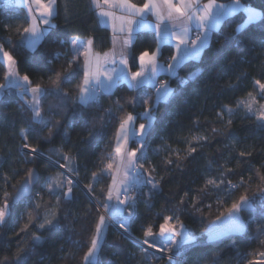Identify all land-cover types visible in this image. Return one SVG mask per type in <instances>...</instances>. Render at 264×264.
I'll use <instances>...</instances> for the list:
<instances>
[{"label": "trees", "instance_id": "16d2710c", "mask_svg": "<svg viewBox=\"0 0 264 264\" xmlns=\"http://www.w3.org/2000/svg\"><path fill=\"white\" fill-rule=\"evenodd\" d=\"M132 2L142 5L144 0ZM249 5L264 10L262 0H251ZM245 17L243 11L226 17L210 33V46L201 56L186 61L177 69L175 77L168 76L166 79L178 95L170 102L162 100L154 107L153 129L146 137V152L151 163H145V168L155 166L156 179L164 177L160 184L161 190L153 192L150 197L147 195L148 187L138 192L136 217L130 226V237L119 235L118 228L114 225L107 227L98 253L100 264H167L166 256L165 259L146 258L132 237L141 242L145 227L153 224V231L156 233L163 223V217L173 213L179 216L177 223L182 222L197 237L193 245L184 247L180 255L182 259H177L179 264H249L261 257L259 253H264V244L261 243L264 232L258 231L259 228H264V207L259 198L253 201L252 209L241 212L247 224L245 234L225 233L220 239L211 242H208L205 234V229L212 221L222 213L227 214V209L234 200L241 195L251 197L259 187H264V183L256 176L257 169L264 174V128L258 127L254 114L238 111L237 108L238 101L246 99L248 93H256L257 80L264 83V18L241 28ZM28 23L23 7H13L11 4L0 7V46L17 61L15 66L18 74L28 75L32 86L40 84L41 87L52 90L54 85L49 77L54 78L56 72L68 75L63 70L67 68L65 57H72L70 44L67 43L72 37H92L93 47L99 52L111 46V31L98 22L91 0H58V16L52 21L56 27L49 30L35 51H29L21 43V36L17 32L19 27L22 33ZM5 25L9 27L5 29ZM237 29L240 30L237 32ZM233 35L238 37L239 46L235 41L226 44L225 38ZM192 38L195 39L193 35ZM61 40L65 43L61 44ZM134 45V56L145 49L153 51L156 47L154 33H137ZM173 52L171 44H163L159 58L168 62ZM83 66V60L79 56V65L70 70L72 75L60 85V95H47L41 101L49 123L61 120V125L50 143L39 141L40 150L47 158L51 156L52 161L57 160V156L50 149H59L62 154L71 156L75 168L71 175L73 180L79 181V186L73 188V198L62 201L59 206L56 205L55 196L44 193L42 184L45 177L63 170L45 158L34 163H24L25 158L21 155L23 141L19 132L21 128L28 126L32 117L27 100L16 88H5L0 94V182L4 174L11 175L16 170L19 174L9 181L7 189L10 194H14L11 185L26 175L27 169L35 167L40 174V182L33 188L31 197L15 205L9 222L0 227V264H15L17 252L26 255L22 264H84L83 256L90 244L92 229L98 216L95 203H89L85 186L92 180L93 172L99 174V170L111 162L119 119L129 112L139 117L144 112L145 105L138 103L133 110L129 101L137 97L139 91L130 89L126 83L118 84L110 94L100 93L98 103L89 106L74 103V97L78 95L77 86L83 79ZM137 66L131 70H135ZM196 70L200 73L196 79L189 80L183 86L179 84V78H187L189 73ZM5 72L6 67L0 59V84L5 80ZM149 89L145 91L148 92ZM64 92L70 93V96L66 104L61 106ZM148 96L155 99L154 93ZM117 101L122 112L117 110ZM225 105L233 108L235 114L229 117L224 112L222 118H218L216 114ZM49 109L51 115L48 114ZM108 110H111L112 116L106 115ZM102 116L104 119H101ZM229 119L233 121L230 126L227 124ZM141 123L146 121L140 118L135 120L136 127ZM213 128L219 131L213 133ZM46 134L45 129L42 135ZM193 136H206L207 139L197 144ZM29 143L36 146L38 140L33 135ZM129 145L134 149L139 147L135 141ZM190 146H196L197 151L183 159ZM171 150L179 151L180 167L175 164L166 166L163 163L168 158L174 161L177 159ZM241 151L251 152L252 155L242 158L239 156ZM59 163L63 164L65 161L61 159ZM228 169H232V172H228ZM221 172L225 173L221 188L200 193L197 196V208H193L191 201L197 195V190L204 185L206 179L221 178ZM241 177L243 185H240ZM110 180V176L101 175L95 183L94 191L100 199H103ZM228 181L238 187H227ZM2 188L0 183V203ZM36 192H41L42 196L37 198ZM185 192L189 193L188 202L181 208L179 200ZM38 199L41 200V207L33 215L38 214L41 219L34 220L27 232L15 235L27 223L24 214L31 210L32 202ZM88 209L91 212L85 216ZM46 212L58 214L61 225L59 229L41 230L36 226L42 222ZM157 213L160 215L157 216ZM34 235L41 237V243L35 246L32 241ZM154 251L149 250L150 253L159 255Z\"/></svg>", "mask_w": 264, "mask_h": 264}, {"label": "snow or ice", "instance_id": "6c2138e0", "mask_svg": "<svg viewBox=\"0 0 264 264\" xmlns=\"http://www.w3.org/2000/svg\"><path fill=\"white\" fill-rule=\"evenodd\" d=\"M28 9V18L31 23L28 27L23 28L20 33L19 27L17 32L21 36V43L29 50L35 51L39 42L49 33L50 29L56 27L52 21L58 16V0H20ZM93 7L100 9L97 16L100 23H104V18L111 23L113 30L112 49L104 52L101 56L96 53L94 58L90 55L94 46V40L89 37L86 42L79 37H72L67 43L70 44V51L72 52L71 59L67 56V68L63 70L68 73L65 76L62 72L54 73V78L49 77V81L54 85V89L49 90L41 87L40 84L31 86V81L28 75H24L22 81L18 79V74L15 69L17 61L0 46V53L3 55L4 66L8 69L5 75V84L0 85V91H3L9 86H14L18 89L21 95L30 93L31 100L26 102L27 106L32 112L31 121L26 128H21L19 135L23 141L21 145V155L24 156V163H34L40 158H43L45 153L40 150L39 141L50 143L59 131L61 120H55L54 123H49L45 118V113L41 106L42 99L51 94L60 95V85L68 81L72 75V70L79 65V56H84L83 79L78 87V95L74 97L73 102L80 105L89 106L99 102L101 92L111 93L112 90L121 83H126L128 87L134 91H139L144 85H151L156 87V77L162 72H166L170 77L177 75V69L186 61L198 59L201 53L210 46V33L213 32L222 21L229 16H232L237 11H243L246 15L241 28L260 21L264 18V10H258L255 6H245L241 0H232L231 4H217L216 0H209V2L201 8L197 0H144L142 6L133 3L132 0H103V4L107 5L109 10H103V6L99 0H91ZM33 5H39L36 10L38 15L33 14ZM119 12L120 14H117ZM151 14L155 17L156 23H147L145 16ZM27 22V19L26 21ZM195 24L199 30V35L195 39L190 37V26ZM40 25L45 27L41 28ZM9 26L5 25V29ZM240 29H237V32ZM142 31H149L155 33L156 49L149 51L145 49L141 51L138 56H134L132 49L135 46L134 40L136 34ZM126 33V34H125ZM175 40L173 47L175 53L169 58L167 67L159 62V55L161 46L163 44H170ZM236 42L239 46V39L236 35L226 37V44ZM61 44L65 41L61 40ZM87 45L84 52L81 53V48ZM51 63V61H49ZM138 63V70L131 71L132 67H136ZM199 70L189 73L187 78H179L181 86L186 85L189 80H194L199 76ZM103 77V79H101ZM262 93H264V83L259 80L255 82ZM178 95V92L172 89L167 83H162L156 87L155 99L143 93L134 97L129 103L133 110L138 103L145 105L144 112L139 114V117L134 116L131 112L122 116L119 119V126L115 133L116 144L114 148V155L110 156L111 162L97 172L92 173V180L85 186L88 194L89 203H95L96 213L98 214L94 228L92 229V236L87 251L84 253V264H100L98 253L101 246V241L104 237L105 230L111 225H118V234L128 238L131 236L130 226L136 217V196L138 192L148 187L147 195L150 197L153 192L160 191V184L164 180L163 176L156 179L157 169L155 166L145 168V163H151L148 160L146 152L148 141L147 136L150 135L153 129L155 116L153 115L154 107L160 101L170 102L172 98ZM70 93L64 92L61 96V106L66 104ZM249 100H240L237 103V108L244 106L247 113H254L253 105L256 102V97L252 93H248ZM264 98V96H262ZM151 101V103H150ZM117 110L123 111L122 107L117 101ZM226 112L229 117L235 114L233 108L225 105L221 112L216 115L222 118L223 113ZM259 115L257 117L258 127L264 128V104L260 105ZM51 115V109L48 110ZM112 116L111 110L106 113ZM137 118L143 119L146 123L139 125L137 132L134 124ZM101 119H104L102 116ZM115 119V117H113ZM233 123L231 119L227 121L230 126ZM39 125L40 127H33ZM47 130L46 135H42L44 130ZM216 128L212 129L213 133L218 132ZM33 135L37 138L38 143L33 146L29 140ZM66 135V134H65ZM206 136H193V140L199 144L200 141H205ZM135 141L139 147L133 150L128 149L130 142ZM26 150V151H25ZM56 153L57 160L52 161V157L47 159L53 164L58 165L64 171L57 172L54 175H49L44 178L42 188L44 193L49 196L56 197V205L59 206L62 201H68L73 198V188L79 186L78 180H73L70 174L75 172L73 166V158L67 154H62L59 149H50ZM176 154L177 159L174 161L170 158L165 159L163 163L166 166L175 164L180 167L179 161L181 156L178 150H171ZM197 151L196 146H190L188 152L183 159H187ZM251 152L241 151L240 157H250ZM65 161L60 164L59 160ZM242 162V161H241ZM232 172V169H228ZM19 173L13 170L11 175L4 174L2 178V203H0V227L9 222L12 217L14 206L22 202L25 198L31 197L33 188L40 182V174L36 168L27 169L26 175L21 179L16 180L11 187L14 189V194H10L8 184L11 179H15ZM110 176L111 182L107 185V191L103 194V199H100L95 194V183L99 181L100 176ZM225 173L221 172L219 179H206L204 185L197 190V195L192 197L191 206L197 208V196L210 190H219L224 184ZM256 176L259 181L264 183V174L259 169L256 171ZM251 180V177H249ZM244 184L243 177H241L240 185ZM227 187L237 188L238 185L228 181ZM84 190V189H82ZM247 191V188L245 189ZM35 196L40 198L41 192H36ZM189 193L185 192L180 197L179 206L182 208L188 201ZM259 198L264 207V187H259L258 191L253 196L241 195L237 200H234L231 206L227 209V214L223 213L212 221L205 229L208 242L220 239L225 233L230 234H245L247 231V224L241 217L243 210L252 209L253 201ZM41 207V200H36L31 204V210L24 215L27 217V223L15 233L19 236L21 232H27L29 227L33 225L34 220L41 219L39 215H33ZM210 207V205H209ZM166 210V209H165ZM91 212V209L85 213V216ZM160 213H157L159 216ZM23 219V217H21ZM179 216L173 213L171 216H164L163 223L159 225V231L154 233L153 224H149L143 229V240L140 242V251L146 258L165 259L162 255L150 253V249H155L156 253H172L166 257L167 264H179L175 259L181 255L185 246L193 245L197 237H195L188 229L185 228L182 222H179ZM41 230H54L61 227L59 216L55 212H46L45 216L38 225ZM123 230L120 232L119 230ZM259 232H264V228H259ZM33 246L41 243V237L34 235L32 237ZM78 243V242H77ZM264 244V240H261ZM147 247H144V246ZM264 261V253H259ZM26 259V255L17 252L15 257V264H22V260ZM256 264H262L257 261Z\"/></svg>", "mask_w": 264, "mask_h": 264}, {"label": "crops", "instance_id": "0c3cea01", "mask_svg": "<svg viewBox=\"0 0 264 264\" xmlns=\"http://www.w3.org/2000/svg\"><path fill=\"white\" fill-rule=\"evenodd\" d=\"M43 2H46V0H43ZM99 2L101 3V5L103 6V10H109V8H108V6L107 5H104L103 4V0H99ZM177 2V0H174V3H176ZM209 2V0H197V3L200 5V7L202 8L203 7V5H205V4H207ZM144 3V2H143ZM92 5V4H91ZM143 5V4H142ZM142 5H138V6H142ZM11 6H13V7H23L24 8V10L26 11V13H27V17H28V9H27V7L26 6H24L22 3H20V0H13L12 2H11ZM33 7V14L34 15H38V12L36 11L38 8H39V5H33L32 6ZM92 8H94V12H95V17L97 18V20H98V22H99V19L100 18H98V16H97V12L100 10V9H97V8H95V7H93L92 6ZM117 14H120L119 12H117ZM145 20H146V22L147 23H151V24H155L156 23V20H155V17L153 16V15H151V14H147L146 16H145ZM28 25H27V27L29 26V24L31 23V19L30 18H28ZM100 23V22H99ZM102 25H104V26H106L108 29H110V31H111V38H110V40H111V46L107 49V50H104V51H101V52H99V51H97V50H95L94 49V47H93V49H92V53L90 54L93 58H94V56H95V54L96 53H99L101 56L103 55V53L104 52H108V51H110L111 49H112V47H113V45H112V40H113V30H112V26H111V23L107 20V18H104V23H101ZM40 27L41 28H43V27H45L44 25H40ZM190 37H191V39H193L192 38V31H193V29H197L196 28V26H195V24H192L191 26H190ZM198 30V29H197ZM154 33V32H153ZM126 34V33H125ZM154 35H155V33H154ZM81 40H83V41H85L86 42V40L88 39V38H85V39H83V38H80ZM171 45H172V48H174L173 47V45L175 44V40H172V42L170 43ZM87 47V45H86V43H85V45H84V47L83 48H81V53H83L84 52V50H85V48ZM156 49V47L154 48V50ZM3 50H4V48H3ZM5 51V50H4ZM160 51H161V49H160ZM151 52V51H150ZM175 53V48H174V52H173V54ZM80 57L82 58V60H83V63H84V56L83 55H80ZM0 59H1V61L3 62V64L5 63L4 61H3V55H2V53H0ZM158 59H159V62L160 63H162V64H164V66L165 67H167V64H168V62H169V60H168V62H165L164 60H162V59H160L159 57H158ZM5 67V66H4ZM15 69H16V66H15ZM7 68H6V72H7ZM136 70H138V66H137V68L135 69V70H131V71H136ZM6 72H5V75H6ZM16 72H17V69H16ZM17 74H18V72H17ZM160 76H163L164 77V82L163 83H167L168 84V81L166 80L167 78H168V74L166 73V72H162V73H160L159 75H157V77H156V81H157V78L158 77H160ZM4 78H5V76H4ZM22 78H23V76L22 75H20V74H18V79H20L21 81H22ZM101 79H103V77H101ZM155 81V83H157ZM6 83V81L4 80L3 81V83L2 84H5ZM2 84H0V85H2ZM32 86V85H31ZM32 87H34V86H32ZM7 88H15L14 86H9V87H7ZM147 88H150L149 89V91L148 92H146L145 91V89H147ZM17 89V88H16ZM5 90V89H4ZM4 90L3 91H0V94L2 93V92H4ZM18 90V89H17ZM19 92V91H18ZM101 93H103V92H101ZM141 93H143V94H145V95H149L150 93H154V96H155V94H156V90L154 89V87L153 86H151V85H144L142 88H141V90H139V94H141ZM21 95V94H20ZM25 100H27V102L28 101H30L31 100V94L30 93H28V94H25V95H21ZM140 125V124H139ZM134 127H135V129H136V131L138 132L139 131V126L137 125V127L135 126V124H134ZM115 144H116V142H115ZM128 149L129 150H133L132 149V147L130 146V145H128ZM115 154V153H114ZM113 154V155H114ZM110 182H111V180H110Z\"/></svg>", "mask_w": 264, "mask_h": 264}, {"label": "rangeland", "instance_id": "374dc122", "mask_svg": "<svg viewBox=\"0 0 264 264\" xmlns=\"http://www.w3.org/2000/svg\"><path fill=\"white\" fill-rule=\"evenodd\" d=\"M216 3L217 4H231L232 3V0H227V1H220V2H218V1H216ZM241 3L243 4V5H245V6H250L249 4H246V3H244L243 1H241ZM245 19H246V17H245ZM243 23H244V21H243ZM243 25V24H242ZM241 27V26H240ZM193 32V31H192ZM162 79V81L164 80V78H162L161 76L160 77H158L157 78V81H160ZM156 81V82H157ZM164 82V81H163ZM162 82V83H163ZM158 83V82H157ZM256 86V88H257V91H256V93H254L253 94V96L254 97H256V102H255V104L253 105V107H254V109H256V111L254 112V113H251V114H254L255 116H256V118L258 117V115L260 114L259 113V108H260V105L261 104H264V98H262V96H264V93H262L261 92V90L259 89V86L256 84L255 85ZM154 89L156 90V88L154 87ZM245 101H247V100H249V96H247L246 97V99H244ZM238 111H241V112H245L246 110H245V107L242 105V106H240L239 108H238ZM258 121V120H257ZM139 126V125H138ZM139 129V128H138ZM132 149H134V148H132ZM44 157L45 158H47L45 155H44ZM64 171V170H63ZM70 177L72 178V179H74L73 178V175H71L70 174ZM226 215V214H225ZM241 215V214H240ZM242 217V216H241ZM117 227H118V225H117ZM122 230V229H121ZM123 231V230H122ZM153 250H155V249H153ZM154 252H156V250L154 251ZM159 255H162V256H168V255H172V254H170V253H158ZM257 261H261L262 262V264H264V261H262V258L260 257V258H258V259H255L253 262V264H256V262Z\"/></svg>", "mask_w": 264, "mask_h": 264}, {"label": "built area", "instance_id": "2783aa9c", "mask_svg": "<svg viewBox=\"0 0 264 264\" xmlns=\"http://www.w3.org/2000/svg\"><path fill=\"white\" fill-rule=\"evenodd\" d=\"M13 0H0V7H7L11 4ZM195 38L197 37V35H199V30L197 29H193V34H192ZM158 83H156V87H159L162 84V79L160 81H157ZM155 87V88H156ZM175 259L180 260L182 259L181 256L175 257ZM254 262H250L249 264H253Z\"/></svg>", "mask_w": 264, "mask_h": 264}, {"label": "water", "instance_id": "95a60500", "mask_svg": "<svg viewBox=\"0 0 264 264\" xmlns=\"http://www.w3.org/2000/svg\"><path fill=\"white\" fill-rule=\"evenodd\" d=\"M216 1H218V2H220V1H227V0H216ZM241 1H243L244 3H246V4H249V2L251 1V0H241ZM263 2H264V0H262ZM43 158H45V157H43ZM45 159H47V158H45ZM58 166V165H57ZM59 167V166H58ZM31 168H35V167H31ZM61 169V168H60ZM61 170H64V169H61ZM115 227H117V225H114ZM118 228V227H117ZM132 239L133 240H135L139 245H140V241H138V240H136V239H134L133 237H132ZM146 246V245H145Z\"/></svg>", "mask_w": 264, "mask_h": 264}]
</instances>
